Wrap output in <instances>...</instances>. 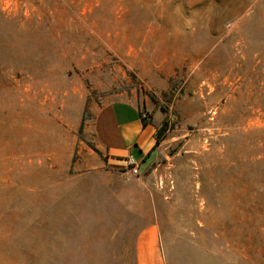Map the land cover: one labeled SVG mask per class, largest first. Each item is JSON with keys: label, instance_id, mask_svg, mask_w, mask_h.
<instances>
[{"label": "rangeland", "instance_id": "rangeland-1", "mask_svg": "<svg viewBox=\"0 0 264 264\" xmlns=\"http://www.w3.org/2000/svg\"><path fill=\"white\" fill-rule=\"evenodd\" d=\"M117 103L168 119L138 175L97 139ZM147 235L264 264V0H0V264H137Z\"/></svg>", "mask_w": 264, "mask_h": 264}, {"label": "crops", "instance_id": "crops-1", "mask_svg": "<svg viewBox=\"0 0 264 264\" xmlns=\"http://www.w3.org/2000/svg\"><path fill=\"white\" fill-rule=\"evenodd\" d=\"M141 113L142 111L134 105L117 103L105 108L97 116L96 132L99 145L115 165L125 161L129 155L134 156L136 150L139 151L140 158H134L139 163L151 156L159 124L153 121L144 125ZM143 164L141 163V166ZM136 260L137 264H162L151 235H147L143 242L138 243Z\"/></svg>", "mask_w": 264, "mask_h": 264}, {"label": "trees", "instance_id": "trees-1", "mask_svg": "<svg viewBox=\"0 0 264 264\" xmlns=\"http://www.w3.org/2000/svg\"><path fill=\"white\" fill-rule=\"evenodd\" d=\"M144 125H147L148 122L147 120L143 117V115L141 114ZM167 127H168V119H166L162 126L157 130L156 135H155V139H156V145H159L162 143V141L165 139V132L167 131Z\"/></svg>", "mask_w": 264, "mask_h": 264}, {"label": "built area", "instance_id": "built-area-1", "mask_svg": "<svg viewBox=\"0 0 264 264\" xmlns=\"http://www.w3.org/2000/svg\"><path fill=\"white\" fill-rule=\"evenodd\" d=\"M125 162L129 167V171L132 175H138L141 170V164L134 158V156L129 155L125 158Z\"/></svg>", "mask_w": 264, "mask_h": 264}]
</instances>
